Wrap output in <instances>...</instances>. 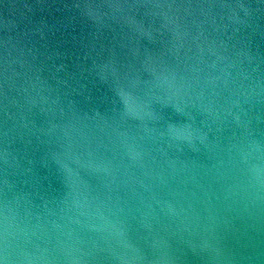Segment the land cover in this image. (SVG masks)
I'll list each match as a JSON object with an SVG mask.
<instances>
[{
    "label": "water",
    "instance_id": "water-1",
    "mask_svg": "<svg viewBox=\"0 0 264 264\" xmlns=\"http://www.w3.org/2000/svg\"><path fill=\"white\" fill-rule=\"evenodd\" d=\"M0 264H264V0H0Z\"/></svg>",
    "mask_w": 264,
    "mask_h": 264
}]
</instances>
